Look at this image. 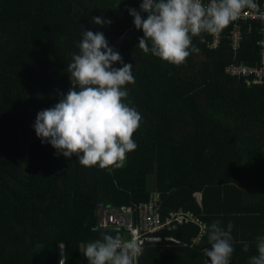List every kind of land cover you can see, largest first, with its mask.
<instances>
[{
    "label": "trees",
    "instance_id": "16d2710c",
    "mask_svg": "<svg viewBox=\"0 0 264 264\" xmlns=\"http://www.w3.org/2000/svg\"><path fill=\"white\" fill-rule=\"evenodd\" d=\"M142 0H0V264H89L81 252L102 234L101 211L147 204L192 213L205 225L170 234L181 245H149L137 264H211L204 254L215 220L232 224L230 264H248L264 236V86L233 78L232 64L261 62L260 23L241 50L228 35L207 49L208 34L193 38L199 52L175 66L138 48L128 9ZM143 19L147 13L140 12ZM94 17L111 21L94 24ZM84 31L102 32L134 84L125 87L141 114L137 149L111 173L58 154L34 130L38 112L55 106L72 87L67 72ZM127 35L120 44L119 42ZM150 46V45H149ZM117 62L113 67L120 68ZM127 102V101H126ZM154 177V179H153ZM247 243L249 251L244 252ZM237 258V259H236ZM239 259V260H238Z\"/></svg>",
    "mask_w": 264,
    "mask_h": 264
},
{
    "label": "clouds",
    "instance_id": "9594fccd",
    "mask_svg": "<svg viewBox=\"0 0 264 264\" xmlns=\"http://www.w3.org/2000/svg\"><path fill=\"white\" fill-rule=\"evenodd\" d=\"M245 9L258 10L259 6L255 0H142L140 12L147 13V19L136 9L128 11L144 34L138 48L180 66L199 52L193 38L221 32ZM92 22L111 23L103 17H94ZM77 47L79 54H73L67 68L72 87L55 106L38 112L33 127L42 143H50L58 154L66 158L76 155L81 166L98 165L111 173L122 168L127 154L138 147L133 136L142 116L130 106L125 87L135 83L133 66L124 64L102 32L84 31ZM260 55L264 62V51ZM117 62L123 66L113 67ZM232 227L229 222L225 230L215 220L208 229L211 247L203 251L211 264H230ZM256 248L258 255L250 257L248 264H264V236L257 237ZM243 251H249L247 243ZM81 252L89 264H136L143 249L136 238L126 240L120 234L105 233Z\"/></svg>",
    "mask_w": 264,
    "mask_h": 264
},
{
    "label": "built area",
    "instance_id": "2783aa9c",
    "mask_svg": "<svg viewBox=\"0 0 264 264\" xmlns=\"http://www.w3.org/2000/svg\"><path fill=\"white\" fill-rule=\"evenodd\" d=\"M258 10L245 9L240 17L232 22L228 35L231 48L238 53L246 37L254 30L255 23H260L261 40L259 47L264 51V0H255ZM208 3V0H204ZM207 49L214 51L220 49L226 39L224 29L216 34H208ZM228 76L246 79L250 85L264 86V62L255 67L242 64H232L226 70ZM160 195L153 194L147 204L123 209H109L101 211V226L104 229L122 231L124 239L136 238L143 251L149 245H181V241L170 233L180 226L194 224L200 227L199 235L192 239L193 244H198L205 236L204 223L194 214L183 211L172 212L163 217L158 211ZM139 257L136 261L138 263Z\"/></svg>",
    "mask_w": 264,
    "mask_h": 264
},
{
    "label": "rangeland",
    "instance_id": "374dc122",
    "mask_svg": "<svg viewBox=\"0 0 264 264\" xmlns=\"http://www.w3.org/2000/svg\"><path fill=\"white\" fill-rule=\"evenodd\" d=\"M153 179H154V177H153ZM61 264H64L63 254H62V258H61Z\"/></svg>",
    "mask_w": 264,
    "mask_h": 264
},
{
    "label": "water",
    "instance_id": "95a60500",
    "mask_svg": "<svg viewBox=\"0 0 264 264\" xmlns=\"http://www.w3.org/2000/svg\"><path fill=\"white\" fill-rule=\"evenodd\" d=\"M126 37H127V35H125V37L119 42V44H120L124 39H126Z\"/></svg>",
    "mask_w": 264,
    "mask_h": 264
},
{
    "label": "crops",
    "instance_id": "0c3cea01",
    "mask_svg": "<svg viewBox=\"0 0 264 264\" xmlns=\"http://www.w3.org/2000/svg\"><path fill=\"white\" fill-rule=\"evenodd\" d=\"M237 259V258H236ZM239 260V259H238Z\"/></svg>",
    "mask_w": 264,
    "mask_h": 264
}]
</instances>
